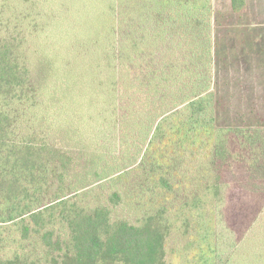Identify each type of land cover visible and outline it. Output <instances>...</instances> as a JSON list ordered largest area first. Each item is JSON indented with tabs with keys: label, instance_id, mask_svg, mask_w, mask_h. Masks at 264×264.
<instances>
[{
	"label": "trees",
	"instance_id": "obj_1",
	"mask_svg": "<svg viewBox=\"0 0 264 264\" xmlns=\"http://www.w3.org/2000/svg\"><path fill=\"white\" fill-rule=\"evenodd\" d=\"M213 32L212 0H0V264H264L221 216L264 126L217 127Z\"/></svg>",
	"mask_w": 264,
	"mask_h": 264
},
{
	"label": "rangeland",
	"instance_id": "obj_2",
	"mask_svg": "<svg viewBox=\"0 0 264 264\" xmlns=\"http://www.w3.org/2000/svg\"><path fill=\"white\" fill-rule=\"evenodd\" d=\"M212 6L217 127L264 126V0H247L248 11L241 15L232 13L231 0H212ZM43 11L50 10L43 8ZM91 82L92 79L88 83ZM83 93L78 92L79 104ZM82 97L87 98L82 100L86 103L91 101L86 94ZM239 197L237 204L241 207H225L221 216H257L262 223L258 232L263 233L264 190L241 191ZM223 245L227 246L225 240Z\"/></svg>",
	"mask_w": 264,
	"mask_h": 264
},
{
	"label": "crops",
	"instance_id": "obj_3",
	"mask_svg": "<svg viewBox=\"0 0 264 264\" xmlns=\"http://www.w3.org/2000/svg\"><path fill=\"white\" fill-rule=\"evenodd\" d=\"M244 13L246 12V11H248V7H247V0H244ZM231 11H232V9H231ZM244 13H242V14H244ZM236 15H241V14H236Z\"/></svg>",
	"mask_w": 264,
	"mask_h": 264
}]
</instances>
